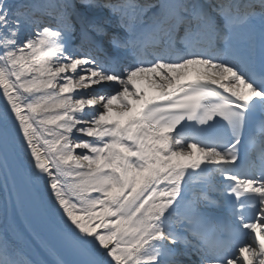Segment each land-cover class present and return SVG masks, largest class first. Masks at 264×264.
<instances>
[{
    "label": "snow or ice",
    "instance_id": "1",
    "mask_svg": "<svg viewBox=\"0 0 264 264\" xmlns=\"http://www.w3.org/2000/svg\"><path fill=\"white\" fill-rule=\"evenodd\" d=\"M0 264H264V0H0Z\"/></svg>",
    "mask_w": 264,
    "mask_h": 264
}]
</instances>
